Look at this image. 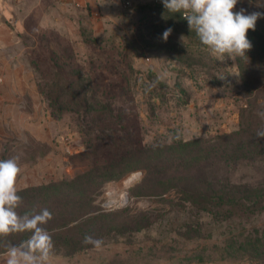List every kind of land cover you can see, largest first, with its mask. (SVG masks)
<instances>
[{
    "label": "rangeland",
    "instance_id": "1",
    "mask_svg": "<svg viewBox=\"0 0 264 264\" xmlns=\"http://www.w3.org/2000/svg\"><path fill=\"white\" fill-rule=\"evenodd\" d=\"M258 3L238 0L233 11L264 13ZM90 22L30 20L22 59L0 85V159H18V213L51 212L52 254L63 243L53 235L86 230L100 246L78 235L69 249L87 247L93 264H264V197L223 220L156 195L184 182L264 193V17L234 61L213 56L162 0L121 1ZM191 220L202 230L186 233ZM29 236L0 237V260Z\"/></svg>",
    "mask_w": 264,
    "mask_h": 264
},
{
    "label": "clouds",
    "instance_id": "2",
    "mask_svg": "<svg viewBox=\"0 0 264 264\" xmlns=\"http://www.w3.org/2000/svg\"><path fill=\"white\" fill-rule=\"evenodd\" d=\"M162 3L168 12L182 13L190 32L194 31L201 44L220 61L246 56L252 48L247 33L255 30L256 21L264 17L261 12L245 14L244 9L234 12L238 0H162ZM261 6L264 5L257 4ZM171 32V28L163 32L164 41ZM257 136L264 138V131H258ZM20 172L17 158L0 159V237L30 233L28 239L6 246L5 264H51L54 244L43 225L52 219V214L46 208L31 215L18 213L22 203L17 188ZM84 243L99 247L101 241L85 236Z\"/></svg>",
    "mask_w": 264,
    "mask_h": 264
},
{
    "label": "crops",
    "instance_id": "3",
    "mask_svg": "<svg viewBox=\"0 0 264 264\" xmlns=\"http://www.w3.org/2000/svg\"><path fill=\"white\" fill-rule=\"evenodd\" d=\"M134 0H131V5ZM121 0H0V77L3 79L0 85L6 84L12 74L15 61L21 60L22 51L16 48L22 44L19 35L28 31L29 21L34 18L38 28L43 29L63 27H85L90 21L107 19ZM130 5V6H131ZM23 67V64H21ZM17 75L23 76V71ZM87 234V232H85ZM71 235V228H64L56 233L55 237L62 240V249L51 254V264H93L91 260L84 258L87 247L70 250V243H75L79 233L75 237ZM81 235V234H80ZM79 235V236H80ZM79 239V238H78ZM55 241V240H54ZM5 264V255L0 260ZM205 264H258L256 262L217 263Z\"/></svg>",
    "mask_w": 264,
    "mask_h": 264
},
{
    "label": "trees",
    "instance_id": "4",
    "mask_svg": "<svg viewBox=\"0 0 264 264\" xmlns=\"http://www.w3.org/2000/svg\"><path fill=\"white\" fill-rule=\"evenodd\" d=\"M252 194L253 192L235 193V191L233 190L225 191L224 189H212L209 186H207V188H201L198 186H193L188 182L169 184L165 188H162L158 193H156V195L161 198H174L177 196L183 201V203H177V206L184 208L186 206V203H189L190 206H192V208L196 210L208 212L210 214H213L214 216H218L219 214H221L222 216H224L223 220H227L231 217V215L233 216L234 213L237 212H242V214H240L245 215L246 212L249 211V206L251 204L259 203V201H261V199L264 197V193L259 190L255 192V195ZM67 228H71L70 236H76V233H79V235L81 234L80 236L82 237L86 236V230L79 229L76 227V225L72 224ZM185 229L186 233H191L193 232V230L199 232L202 230V226L199 221L196 222L194 220H191L185 223ZM241 230L242 233H244L245 227H242ZM179 232H181L180 229ZM209 262L216 261L208 260L206 262H201L198 264H205ZM240 262H244V260L234 263Z\"/></svg>",
    "mask_w": 264,
    "mask_h": 264
},
{
    "label": "built area",
    "instance_id": "5",
    "mask_svg": "<svg viewBox=\"0 0 264 264\" xmlns=\"http://www.w3.org/2000/svg\"><path fill=\"white\" fill-rule=\"evenodd\" d=\"M121 1H122L123 4H125V6H130L131 3H132L131 0H121ZM156 1H160V0H156ZM123 197L126 198V199H125V201H126V200H127V194H126V195L124 194ZM123 197H122V198H123Z\"/></svg>",
    "mask_w": 264,
    "mask_h": 264
}]
</instances>
